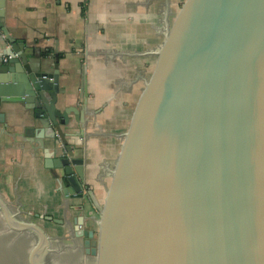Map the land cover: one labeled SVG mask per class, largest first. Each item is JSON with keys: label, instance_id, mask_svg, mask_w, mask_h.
<instances>
[{"label": "water", "instance_id": "water-1", "mask_svg": "<svg viewBox=\"0 0 264 264\" xmlns=\"http://www.w3.org/2000/svg\"><path fill=\"white\" fill-rule=\"evenodd\" d=\"M152 30L130 55L138 65L122 89L136 88L106 134L100 190L83 187L85 160L66 131L91 115L88 81L81 105L69 103L59 54L45 71L3 29L0 107L36 108L46 167L66 199L89 201L73 230L87 264H264V0H164ZM0 213L36 236L29 264H54L55 237L1 193Z\"/></svg>", "mask_w": 264, "mask_h": 264}, {"label": "crops", "instance_id": "crops-1", "mask_svg": "<svg viewBox=\"0 0 264 264\" xmlns=\"http://www.w3.org/2000/svg\"><path fill=\"white\" fill-rule=\"evenodd\" d=\"M163 3L164 0H0V69L6 64L2 56L6 29L35 53L28 55L29 61L38 62L45 71L55 70V56L60 55V83L69 103L81 105L84 79L88 81L91 115H86L82 127L73 116L66 131L77 157L85 160L83 187L89 191L102 187L97 177L99 160L108 151L106 134L119 110L126 111L133 101L136 87L131 91L122 89L124 82L134 79L138 65V59L130 55L143 50L148 35H156L152 25L158 22ZM36 113V108L26 102L0 107V193L14 212L21 210L24 217L39 223L49 234L73 235L75 220L87 213L89 201L66 199L60 191L52 170L46 167L45 151L32 138L41 127L35 120ZM57 142L45 141L52 152ZM60 147L65 150L62 143ZM32 213L35 218L30 220ZM43 216L64 224L41 219Z\"/></svg>", "mask_w": 264, "mask_h": 264}, {"label": "rangeland", "instance_id": "rangeland-1", "mask_svg": "<svg viewBox=\"0 0 264 264\" xmlns=\"http://www.w3.org/2000/svg\"><path fill=\"white\" fill-rule=\"evenodd\" d=\"M30 220L35 218L29 215ZM29 220V219H28ZM50 235H52L50 233ZM65 235V236H64ZM52 235L53 250L50 258L54 264H87L83 251V240L72 234ZM61 237L66 239L58 240ZM36 244V236L26 232L17 233L9 229L0 213V264H29V254Z\"/></svg>", "mask_w": 264, "mask_h": 264}, {"label": "built area", "instance_id": "built-area-1", "mask_svg": "<svg viewBox=\"0 0 264 264\" xmlns=\"http://www.w3.org/2000/svg\"><path fill=\"white\" fill-rule=\"evenodd\" d=\"M8 60L7 59H5V62H7Z\"/></svg>", "mask_w": 264, "mask_h": 264}]
</instances>
